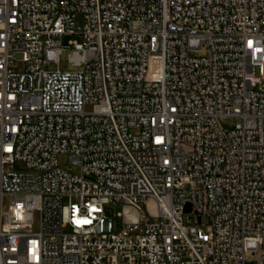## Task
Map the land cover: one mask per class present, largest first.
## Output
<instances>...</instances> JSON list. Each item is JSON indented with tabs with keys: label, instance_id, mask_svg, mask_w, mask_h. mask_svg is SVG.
I'll list each match as a JSON object with an SVG mask.
<instances>
[{
	"label": "built area",
	"instance_id": "1",
	"mask_svg": "<svg viewBox=\"0 0 264 264\" xmlns=\"http://www.w3.org/2000/svg\"><path fill=\"white\" fill-rule=\"evenodd\" d=\"M255 70L264 0H0V264H264Z\"/></svg>",
	"mask_w": 264,
	"mask_h": 264
},
{
	"label": "rangeland",
	"instance_id": "2",
	"mask_svg": "<svg viewBox=\"0 0 264 264\" xmlns=\"http://www.w3.org/2000/svg\"><path fill=\"white\" fill-rule=\"evenodd\" d=\"M74 38H76V36L73 37V36H67L66 35L63 37V42L65 45H67L68 40L74 39ZM203 54H204V50L190 51L189 52V55H191V56H199V55H203ZM68 55H69V48L64 49L62 51V53L59 55L58 67L62 70H70L72 68L71 64L69 62ZM16 58H19V57L17 56ZM151 63H152V66H155L157 63V59L155 57L152 58ZM44 68L49 69V70H53V69L57 68V64L56 63L45 64ZM255 75L261 78V75L259 74L258 70H255ZM261 84L264 85V78H261ZM235 122H236V120L233 117H222L219 119V125L224 129L233 128L235 125ZM58 161H59V164L61 166H63V167L67 166V158L65 156H63V155L59 156ZM16 167L21 169L24 167V165L21 163H17ZM72 168L74 170L76 169L75 166H72ZM63 201L66 202V199H64ZM106 210L109 212L110 216L114 217L117 213L122 211V207H121V205L110 204V205L106 206ZM245 257H246L245 264H255V262L253 260L255 258V255L247 252Z\"/></svg>",
	"mask_w": 264,
	"mask_h": 264
},
{
	"label": "water",
	"instance_id": "3",
	"mask_svg": "<svg viewBox=\"0 0 264 264\" xmlns=\"http://www.w3.org/2000/svg\"><path fill=\"white\" fill-rule=\"evenodd\" d=\"M189 209H190L189 205H186L185 210L189 211Z\"/></svg>",
	"mask_w": 264,
	"mask_h": 264
}]
</instances>
